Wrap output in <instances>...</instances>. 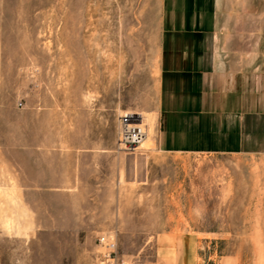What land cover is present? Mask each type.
Returning <instances> with one entry per match:
<instances>
[{"label": "rangeland", "instance_id": "rangeland-1", "mask_svg": "<svg viewBox=\"0 0 264 264\" xmlns=\"http://www.w3.org/2000/svg\"><path fill=\"white\" fill-rule=\"evenodd\" d=\"M174 1L0 0V264H264V194L257 229H199L239 223L215 159L118 148L126 111L153 131ZM212 1L264 47V0Z\"/></svg>", "mask_w": 264, "mask_h": 264}, {"label": "crops", "instance_id": "crops-1", "mask_svg": "<svg viewBox=\"0 0 264 264\" xmlns=\"http://www.w3.org/2000/svg\"><path fill=\"white\" fill-rule=\"evenodd\" d=\"M168 11L154 145L170 156L215 159L222 194H228L220 206L237 207L239 223L199 229H257L261 214L253 209L257 194H264V47L257 46L250 17L242 27L241 18L219 14L212 0H175Z\"/></svg>", "mask_w": 264, "mask_h": 264}, {"label": "built area", "instance_id": "built-area-1", "mask_svg": "<svg viewBox=\"0 0 264 264\" xmlns=\"http://www.w3.org/2000/svg\"><path fill=\"white\" fill-rule=\"evenodd\" d=\"M147 135V126L142 121H138V116L130 112H124L119 116V135L117 145L119 149L136 151L141 140ZM113 260V258H111ZM117 264H128L124 260ZM137 264H145L137 263ZM159 264V263H157Z\"/></svg>", "mask_w": 264, "mask_h": 264}, {"label": "bare ground", "instance_id": "bare-ground-1", "mask_svg": "<svg viewBox=\"0 0 264 264\" xmlns=\"http://www.w3.org/2000/svg\"><path fill=\"white\" fill-rule=\"evenodd\" d=\"M130 113L136 114L138 116V121L139 122L142 121L143 123H145L144 120H146V118L142 113H138V112H130ZM152 130L153 131L150 132V129L147 128V135H146V137H144L141 140L140 147H143L144 143L149 139V137L154 135V132H155V115H152Z\"/></svg>", "mask_w": 264, "mask_h": 264}]
</instances>
